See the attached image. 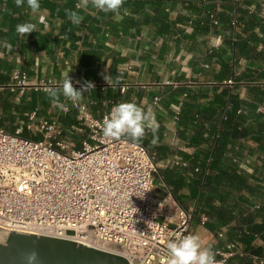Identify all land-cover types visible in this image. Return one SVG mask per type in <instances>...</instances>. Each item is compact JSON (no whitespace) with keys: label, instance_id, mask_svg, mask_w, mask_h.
<instances>
[{"label":"crops","instance_id":"crops-1","mask_svg":"<svg viewBox=\"0 0 264 264\" xmlns=\"http://www.w3.org/2000/svg\"><path fill=\"white\" fill-rule=\"evenodd\" d=\"M54 1L61 7L68 2ZM72 1L77 6L80 0ZM248 2V5H256L257 11L254 14L260 16L259 13L264 10V0ZM42 3L43 0H40V10L32 13L26 4L17 7L15 0H0V80L9 82L14 70L21 67L28 72L30 85L23 93L6 91L2 94L0 127L11 130L17 122L18 114L36 106L40 107L41 116L58 113L59 108L47 97L45 88L36 90L34 85L47 82L50 88H57L68 75L75 83H84L87 80L98 83L94 90L84 92L82 98L92 103L90 108L93 114L107 110L109 99L126 102L136 98L138 103L147 104L153 96L160 95V104L151 112L159 127L155 137L151 130L145 136L146 145L157 154L160 169L172 170L177 177L182 178L184 186L178 193L186 208L196 209L193 233L199 237L201 248L208 247L213 251L223 246L226 240L236 239V228L245 223L240 221L234 211L240 210L244 204H252L255 200L264 202V172H255L262 169L264 146L254 139H249L244 146L245 151L252 156V162L246 165L249 172L243 174L246 173L249 182L261 186L258 193L252 195L247 190H235L229 197H225V201L219 203V192L210 188L209 184L200 189L201 195L195 194V180L202 168L200 163L205 159V154L211 151V137L216 134L213 129L221 123L218 113L211 121H205L212 126L205 129L203 138L202 134L197 137L202 125L205 128V122L202 123V110L223 88L229 89V93L242 99H250L246 82L242 84L237 81L234 85H228L224 83L225 79L220 81L215 77L222 70L221 59L224 55L221 51L225 46V38L230 35L234 39L230 28L224 30L223 27L222 16H233V11L224 9V0H124L119 14L104 13L91 5L87 8L75 7V11L83 10L84 13L79 25L72 24L67 17L58 16ZM217 3L221 4L217 13L219 25L214 28L213 33L222 36L219 45L216 40H212L207 21V16ZM246 8L248 10V6ZM89 10L92 16L88 14ZM191 17L194 19L192 25ZM201 17L206 19V26L209 27L206 33L198 27L201 25ZM25 22L36 24L37 31L27 36H18L15 27ZM239 31L241 36H247L243 27ZM259 37L262 38V34ZM6 44L12 46L11 50ZM263 45L259 41L258 49H262ZM225 57L229 59L231 54ZM66 60L69 65L65 63ZM213 60L217 61L215 67H204L206 62ZM230 61L236 77L248 66L262 67L261 63L243 57L238 65L234 64L233 57ZM105 74L110 75L113 81L111 86L105 81ZM118 74L121 79L116 83ZM168 80L171 83H166ZM103 84L106 85L105 90L101 87ZM117 84H128L126 93L121 94ZM185 92L189 95L181 107L180 121L175 124L172 120L175 107ZM63 100L61 97V102ZM262 107L264 103L259 106L257 113L264 120ZM198 114L200 117L196 120ZM62 119L68 126L75 123V112ZM154 138L155 144L152 143ZM176 156L187 162V165L175 169L171 162ZM160 183L165 187L166 194L171 192L172 187H167L162 180ZM218 189L226 191V186L219 185ZM157 192L160 194V189ZM240 196L247 200L242 201ZM210 206L216 212L230 208L228 223L221 222L216 213H212L211 222L200 224L201 213L209 210ZM256 220L260 221L259 218ZM221 224L230 226L224 238L217 236V229ZM252 243L264 247L262 238L254 239ZM244 244L249 247L245 242ZM245 261L240 257L231 260L232 264H244Z\"/></svg>","mask_w":264,"mask_h":264},{"label":"built area","instance_id":"built-area-1","mask_svg":"<svg viewBox=\"0 0 264 264\" xmlns=\"http://www.w3.org/2000/svg\"><path fill=\"white\" fill-rule=\"evenodd\" d=\"M240 1L232 0L234 4ZM220 5L217 3L207 16L210 36L217 45L222 42V36L214 35L213 30L219 25ZM256 11V5L248 6L249 13ZM259 14L257 17L264 19V10ZM200 21L206 23L204 17ZM193 22L191 17L190 25ZM241 27L242 23L233 12L230 34L234 39ZM254 31L262 34L259 26ZM65 63L70 64L68 60ZM216 64L213 60L206 62L204 67L209 69ZM235 76L228 77L224 83L234 85ZM71 82L77 89L83 84ZM260 83L263 85L264 81ZM93 84L98 85L97 82ZM28 86V72L17 67L9 82L0 80V98L6 91L23 93ZM101 87L106 89L104 84ZM116 87L124 94L129 85L117 84ZM34 88H50V84H36ZM188 95L185 92L175 107L172 117L175 124L180 121L181 107ZM160 101L161 96L155 95L147 104L138 103L136 98L126 102L136 103L146 113H151ZM120 102L109 99L107 110L93 114L92 103L82 99L73 104L64 99L66 110L59 108L56 114L41 116V109L36 106L17 115L13 132L0 127V231L6 239L12 232H18L72 240L97 249L100 245H108L114 246L117 252H107L119 254L127 264H165L168 259L166 244L194 235L196 209L186 208L172 192L164 196L157 192L156 175L160 168L157 154L146 144L133 142L126 135L119 139L103 136V120ZM232 108L228 100L220 112L221 123ZM73 112L75 123L68 126L62 118ZM241 112L244 109L238 111ZM221 123L216 127L221 129ZM211 126L205 123L206 128ZM25 129L29 137L24 136ZM149 131L146 129V135ZM76 135L78 142L74 140ZM218 136L216 133L211 137L210 149ZM249 139H236L227 152V157L247 173L246 165L251 164L252 156L244 146ZM211 160L209 157L206 162ZM171 165L178 170L187 162L176 156ZM249 212H260L264 216V202L255 200L252 204H244L234 214L240 217ZM211 221L207 212L201 213L200 224ZM229 230V225L221 224L217 236L224 238ZM235 232L236 239L226 240L223 246L213 250L215 264H232L231 260L236 257L245 259L244 264H264V250L255 251L258 247L255 243L246 247L242 240L245 234L254 233L249 226L239 225ZM254 235L256 240L261 239L260 234Z\"/></svg>","mask_w":264,"mask_h":264},{"label":"trees","instance_id":"trees-1","mask_svg":"<svg viewBox=\"0 0 264 264\" xmlns=\"http://www.w3.org/2000/svg\"><path fill=\"white\" fill-rule=\"evenodd\" d=\"M223 3V2H222ZM248 0H241L239 3L234 4L232 0H224V9L226 11H235L236 16H238L240 22L243 25V30L247 33L245 37L241 34H237L235 39L230 38L227 35L225 38V46L222 48L221 54L224 57L221 59L223 61L222 70L216 74V78L223 81L229 76H235L233 73L232 65L230 59L234 58V64L238 65L240 58H247L254 62H259L262 64L260 68L247 67L240 76L236 77L237 81H244L249 87L250 99L245 100L238 96L229 93V89L223 88L220 92L214 95L210 103L202 110V123L205 121H211L224 107L226 102L230 100L232 103V111L228 113L227 119L221 123V129L215 127L213 131L218 133L219 136L215 141L214 147L211 151L205 154V159L202 160L201 173H199L198 178L195 180V194L201 195L200 189L202 187H207L210 184V188L216 189L219 192L220 203L225 201V197H229L231 193L235 190L239 192L247 190L252 195L258 193L260 185L256 183H251L248 178L243 174L245 170L241 169L237 163L232 162L228 157L225 158L227 152L229 151V146L234 143L238 138L254 139L259 145L264 146V120L257 110L260 105L264 103V84L260 82L264 81V45L262 49H258L257 43L259 41L264 43V19L258 18L256 14L249 13L247 10ZM42 5L49 8L52 12H56L58 16L66 18L65 9H71L75 11V1L68 0V2L62 7L55 4L54 0H43ZM83 11V10H82ZM81 10L77 11L79 15L84 13ZM90 11V10H89ZM90 16L91 11L88 13ZM85 16H88L85 14ZM200 21V20H199ZM164 23V22H163ZM201 23V21H200ZM222 23L224 30L231 28V16H222ZM259 26L262 32V38L254 31V28ZM203 33L209 30L206 23H201L198 25ZM231 54V58L228 59L225 56ZM89 81V80H87ZM240 109H244V112L238 113ZM220 116V115H219ZM200 117V114L196 116V120ZM209 123V122H205ZM206 127L202 125L197 137L205 132ZM25 137H29L24 134ZM33 138H40V136H34ZM147 144L146 140L141 141ZM161 149V147L159 148ZM164 155V154H162ZM212 157L210 163H207V158ZM262 169L255 172H264V157L262 158ZM203 173V177H202ZM159 180L167 187H172L171 192L174 197L183 205L181 201V196L178 190L184 186V182L181 177H177L175 172L172 170H163L159 168V172L156 175ZM216 184V185H214ZM226 186V191H219L218 186ZM160 194L166 195L165 187L160 186ZM242 201L247 200L246 197L240 196ZM246 203V202H245ZM206 212L211 216L212 213H216L218 219L223 223H228L230 220L229 213L230 208L219 209L217 212L215 208L210 206L209 210ZM256 218L260 221L257 222ZM242 223L249 226V230L254 233L261 235L264 240V216L260 212H249L245 216L239 217ZM254 233L245 234L242 240L249 246H251L252 241L255 239ZM264 247L258 246L255 251H262Z\"/></svg>","mask_w":264,"mask_h":264},{"label":"clouds","instance_id":"clouds-1","mask_svg":"<svg viewBox=\"0 0 264 264\" xmlns=\"http://www.w3.org/2000/svg\"><path fill=\"white\" fill-rule=\"evenodd\" d=\"M25 4L32 13H37L40 10V0H15L17 7H23ZM123 4L124 0H80L76 7L87 8L91 5V7L104 13L119 14ZM65 13L74 25H79L83 20L77 11L65 9ZM15 31L18 36H27L36 32L37 27L32 22H25L17 24ZM6 47L9 50L12 48L10 44H6ZM104 79L109 86L112 85L113 81L109 74H105ZM120 79L121 75L118 74L116 83H119ZM94 87L95 85L91 81H85L81 88L77 89L73 86L71 77L68 75L63 78L59 87L45 88L44 92L56 107L66 110V106L61 102V97L75 104L82 100L84 92L94 90ZM158 127L154 114L146 113L136 103L120 102L114 105L110 115L104 118L101 131L105 138L119 139L126 135L133 142H140L146 136V129L151 130L155 137ZM152 143H156L155 138ZM166 249L168 259L165 264H215V253L208 247L202 249L199 237L196 235H187L177 240H170L166 244ZM21 259L25 264H39L40 262V256L35 247L24 251L21 254Z\"/></svg>","mask_w":264,"mask_h":264},{"label":"water","instance_id":"water-1","mask_svg":"<svg viewBox=\"0 0 264 264\" xmlns=\"http://www.w3.org/2000/svg\"><path fill=\"white\" fill-rule=\"evenodd\" d=\"M35 247L39 264H127L124 257L75 241L12 232L0 242V264H25L21 254Z\"/></svg>","mask_w":264,"mask_h":264},{"label":"bare ground","instance_id":"bare-ground-1","mask_svg":"<svg viewBox=\"0 0 264 264\" xmlns=\"http://www.w3.org/2000/svg\"><path fill=\"white\" fill-rule=\"evenodd\" d=\"M5 235L0 231V242H5ZM100 250L104 251H112V252H117V249L114 246H106V245H100L99 246ZM119 255V254H117Z\"/></svg>","mask_w":264,"mask_h":264},{"label":"rangeland","instance_id":"rangeland-1","mask_svg":"<svg viewBox=\"0 0 264 264\" xmlns=\"http://www.w3.org/2000/svg\"><path fill=\"white\" fill-rule=\"evenodd\" d=\"M14 128H15V126L12 127L11 130H7V131H9V132H13V131H14ZM23 134H27L28 136L30 135V134H29V131H27L26 129H25V131H24ZM74 140H75L76 142H78V137H77V135L74 136ZM156 183H157V190H159V187L161 186V183H160L159 177H157V176H156ZM195 221H196V220H195Z\"/></svg>","mask_w":264,"mask_h":264}]
</instances>
